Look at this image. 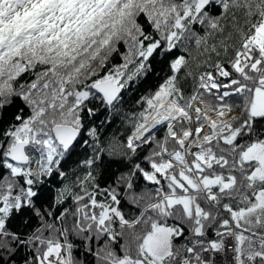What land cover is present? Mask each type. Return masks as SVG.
<instances>
[{
	"label": "snow or ice",
	"instance_id": "6c2138e0",
	"mask_svg": "<svg viewBox=\"0 0 264 264\" xmlns=\"http://www.w3.org/2000/svg\"><path fill=\"white\" fill-rule=\"evenodd\" d=\"M0 264H264V0H0Z\"/></svg>",
	"mask_w": 264,
	"mask_h": 264
},
{
	"label": "trees",
	"instance_id": "16d2710c",
	"mask_svg": "<svg viewBox=\"0 0 264 264\" xmlns=\"http://www.w3.org/2000/svg\"><path fill=\"white\" fill-rule=\"evenodd\" d=\"M117 127L119 126V124H118V122H117V125H116ZM109 131H111V129H109ZM25 253H24V249H20V252H19V255H18V259H19V256H22V255H24Z\"/></svg>",
	"mask_w": 264,
	"mask_h": 264
}]
</instances>
